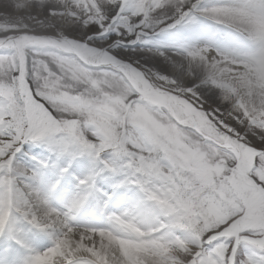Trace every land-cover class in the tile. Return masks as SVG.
I'll return each mask as SVG.
<instances>
[{"label": "snow or ice", "instance_id": "obj_1", "mask_svg": "<svg viewBox=\"0 0 264 264\" xmlns=\"http://www.w3.org/2000/svg\"><path fill=\"white\" fill-rule=\"evenodd\" d=\"M0 264H264V0H0Z\"/></svg>", "mask_w": 264, "mask_h": 264}]
</instances>
